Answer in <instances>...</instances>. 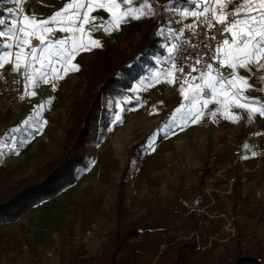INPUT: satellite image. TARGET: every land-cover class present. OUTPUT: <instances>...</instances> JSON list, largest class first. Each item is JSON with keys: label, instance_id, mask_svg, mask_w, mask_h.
<instances>
[{"label": "crops", "instance_id": "0c3cea01", "mask_svg": "<svg viewBox=\"0 0 264 264\" xmlns=\"http://www.w3.org/2000/svg\"><path fill=\"white\" fill-rule=\"evenodd\" d=\"M70 2L71 0H26L24 8L26 11L29 8H34L37 13L48 18L60 10L63 4ZM3 7L6 11L4 18L10 21L14 16L7 9L12 8L15 12V5L11 0H3ZM92 15L98 17L94 21L97 26L105 25L109 19V15L102 10L92 13ZM189 20L191 18L185 19L183 23ZM127 26L128 23L122 25L120 29H110L107 33L101 28L98 31L91 32V35L93 39L99 40L103 46L107 42L114 44L125 34ZM0 30L6 31L7 26L4 25ZM64 35L57 32V38H63ZM0 43H3L2 39H0ZM33 45L41 47L37 40H33ZM100 48L82 52L75 61L79 63V71H72L64 75L63 80L55 82L57 85L55 89L52 88L51 84L45 85L40 82L38 87L31 89L37 92L35 97L26 96L24 89L23 100L25 106L22 115L17 120L20 119V122L22 120V123L29 122V124L33 121L61 120L64 119L66 111L70 116L72 105L80 103L70 101L71 94L77 90L74 82L80 76V73L86 75L95 51ZM3 50L0 49V52ZM167 66L169 68V62ZM10 67L6 66V68ZM150 70H146L144 75L133 83L134 85L129 91L110 98L113 102V108L111 109V120H108L105 128L106 136L108 135L105 142L107 143L105 148L107 151L98 154L93 167L83 177L78 178L76 183L67 186V188L52 196L51 199L33 207L20 221L1 224L0 227L11 224L15 227L14 231H16L14 235H12V232L2 231V240L8 235L7 237L10 240L15 239L12 242L16 241L17 246H15L19 251L22 248L31 249L43 258L45 257V251H48L46 249L59 247L67 250L68 246L66 245L71 237L72 224L74 223L72 216H76L79 220L74 228L76 230L73 232H79V229L83 228V222L80 221L81 218L77 216L79 215L77 212H79L78 208H81L80 204L84 201L87 193L97 192L103 194L104 189L107 190L109 186H112V183L118 181L116 186L117 199L118 185L127 165L122 170L117 169L118 158L116 157L120 154L118 148L122 145L125 146L128 148L127 154H129L132 146L145 141L147 149L141 160V166L131 178V181L136 183L135 185H131V181L128 183L125 189L126 195L130 185L134 190V192L132 191L133 196L141 202L144 199L138 195H141V193H144V196L149 193L152 194L155 189H158L159 193L161 191L163 193L166 185L173 184L171 186L175 185L178 191L184 189V194L178 195V200L182 201L186 208V213L181 215L182 221L187 220L188 230L186 235H188L189 225L192 224L193 220H198L200 228L189 232V238L196 237V232H201L203 242L208 244L209 239L221 235V239L216 238L214 243L216 248L203 249L199 247L206 251L211 258L222 259L226 257L225 245L229 244L235 236L236 224L242 229L245 241L253 238L255 241L262 240L264 243V226L259 224L260 219L245 216L246 213L248 214L252 203L255 204L259 201H255L256 196L252 197L250 191L264 188V126L259 128V124L264 122V117H257L249 123L247 120L231 122L219 115L213 121L210 116H205L201 122L197 124L189 123L181 128V117L180 114H177L176 122L169 126L175 109L181 103H185L183 97L179 94V84L169 83L168 81L172 77L165 79L162 76L159 83H155L152 87H146V85L153 83V77L157 72L165 71L161 69L160 71ZM3 72L5 70H0V73ZM61 74L63 75V73ZM146 76H150L151 81L144 84V77ZM251 82L256 87L264 86L259 80ZM48 101H51V103H48ZM40 105H44V107L40 108ZM210 107L214 109L217 106L212 105ZM117 113L123 118L118 124L114 122ZM166 118H169L167 122L165 121ZM159 130L162 131V134H158ZM32 134L28 138V143L38 138V135ZM151 137L154 139L151 140ZM244 145H248V147L246 148ZM252 152L257 154L253 156ZM94 171L96 173L90 181L88 177ZM214 175L221 176L223 181L229 183L224 182L227 184V191L225 192L227 197L225 200L214 199L213 197L209 199L208 196H202L203 200L199 202L194 200V193L203 192L206 188L205 185L207 186L212 180L208 177ZM195 178H198L199 181ZM167 179L175 180L169 183ZM154 180H157V182L155 183ZM235 184H237V192L242 196V202L237 203L234 209L232 199ZM142 186H144L143 190ZM179 204H176L175 210L178 209ZM87 209L85 207L84 212H87ZM196 209L202 213H198ZM193 212L196 213L194 219L192 218ZM134 213L133 210L128 212L131 218H135ZM147 215L150 214L146 211L143 217ZM248 219L251 220L247 221ZM91 220L90 223L95 222L93 218ZM231 222L235 228L227 226ZM206 223H209V226L203 225ZM254 237H258V239ZM72 254L73 251L68 252V255ZM51 264H61V262L58 259V261L54 260Z\"/></svg>", "mask_w": 264, "mask_h": 264}, {"label": "snow or ice", "instance_id": "6c2138e0", "mask_svg": "<svg viewBox=\"0 0 264 264\" xmlns=\"http://www.w3.org/2000/svg\"><path fill=\"white\" fill-rule=\"evenodd\" d=\"M11 2L16 11L12 8L7 11L14 18L10 21L0 18V25L7 26L6 31L0 30L3 40L0 49H4L0 52V70L18 74L22 71L25 95L32 97L37 92L31 89L40 82L55 89L56 81L63 80L69 72L79 71V63L75 61L82 52L103 46L92 38L91 32L102 28L107 33L110 29H120L130 20L155 15L149 0H139L135 8L134 0H71L48 18L34 8L26 11V0ZM181 2L184 6L179 8V20L192 18L184 28L193 33L200 25L209 31L217 29L222 39L210 37L217 42L205 45L207 60L197 58L187 71L185 66L173 61L167 70L154 75L153 83L146 85L154 86L162 76L172 77L168 82L179 84V94L185 103L175 109L169 126L176 122L177 114L181 117V128L189 123L197 124L205 116L213 121L219 115L231 122L249 123L264 117V95H253L264 94V86L256 87L251 82L259 80L264 85V0H171L173 5ZM99 10L109 15L105 25L94 23L98 17L92 13ZM57 32L65 35L57 38ZM169 32L175 35L172 29ZM33 40L39 41L41 47L34 46ZM176 48L173 45L169 55ZM212 105L217 107L213 109ZM122 119L117 113L114 122L118 124ZM256 154L252 152L253 156Z\"/></svg>", "mask_w": 264, "mask_h": 264}, {"label": "rangeland", "instance_id": "374dc122", "mask_svg": "<svg viewBox=\"0 0 264 264\" xmlns=\"http://www.w3.org/2000/svg\"><path fill=\"white\" fill-rule=\"evenodd\" d=\"M135 1L136 0H134L132 5L134 8L139 6L138 4H135ZM154 1L159 4V13H161L166 22L165 30L162 32L165 36L164 42L162 43V50L165 54L163 56H153L152 60L156 64L155 67L149 66L146 68L147 70L152 69L153 71H160V69H168L167 64L170 61L172 54L175 52V50H173L171 55H169L168 50L172 48L173 45H177L179 40L180 28L183 21H185L179 20V8L183 7L184 4L180 3L175 8H171V5L169 4L168 6H165L170 0ZM187 6L191 7V4H188ZM153 11L155 13L154 9ZM156 21V15L144 16L139 20H130L125 34L113 44L111 50L113 58L116 61H122L124 58L128 57L134 48L140 46L144 33L148 29L152 28L153 23ZM169 29H172L175 35L170 33ZM149 81H151L150 76L144 77V84ZM89 82V76L80 73V76L76 78L74 82L77 86V90L71 94L70 101L83 102L85 97L88 95L87 91L89 89ZM113 97L107 98L104 105L105 110L101 112L99 116L100 120L93 128L92 140L89 141L84 148L87 166L77 170L78 178H81V176L83 177V175L93 167V164L100 152L107 151L105 149L107 147V143L105 142L107 141L106 137L108 135L106 136L107 133H105V128L107 127L106 123L108 120H111L110 116L112 113L111 109L113 108V102L110 98ZM168 120L169 118H166L165 121L167 122ZM42 123L43 122L33 121V123L29 124V122L22 123V120L20 122V119L16 121L15 119H8L5 117L0 118V195H3L7 191L8 187L15 185L21 179L38 173V171L43 168L44 164L50 162V160L59 156L63 152L66 130L75 123V119L72 118L71 115L69 116V113L66 111L64 113V119L49 120L41 129L39 128V125ZM263 126L264 122L259 124V128H263ZM45 129L47 130L45 131ZM32 133L38 135V138L37 140L28 143V138L33 135ZM158 134H162V131L158 132ZM153 139L154 138L151 137V140ZM118 150L120 154L116 157L118 158L116 165L118 170H122L128 159V148L122 145V147L118 148ZM95 173L96 172L94 171L90 177H88L90 181H92ZM208 178L212 179L211 182L208 181L209 183L207 186L205 185L206 188L203 192L199 191L194 193V200L199 202L203 200L202 196H208L209 199H212L213 197L214 199L225 200L227 197V194L225 193L227 191L226 185L229 183L223 181L219 175H214ZM195 179L198 180V178ZM167 180L169 183H172L175 179ZM154 182L156 183L157 180H154ZM135 183L136 182L131 181V185H135ZM117 184L118 181L112 183V186H109L107 190L104 189L105 192H102L103 194H99L97 192L87 193L84 201L80 204L81 208H78L79 212H77L79 213V215H77L78 217L80 216L81 219L85 218L84 220L80 219V221L83 222V230L77 227L80 231L73 232L76 230H74V228L79 220L76 216H72L74 223L72 224L71 237L66 245L68 246L67 250L59 247L46 249L48 251H45L44 258L39 256L38 253L36 254V252L31 249L22 248L21 251H19L16 247V241L12 242V240L15 239L10 240V238L7 237L8 235L4 237V240L1 239V235L3 234L2 231L6 230L8 232H12V235H14L16 232L14 231L15 227L11 224L0 227V264H51V262L54 260L58 261V259L61 264H67L68 261L80 251L89 256L99 255L103 248V244L107 241L110 230L115 227L116 216L114 213V205L116 203ZM131 185L127 189V202L125 207L127 212H132L133 210L135 212L133 216L137 219L143 217L146 211L149 212L150 215H148L144 222V230L150 229L155 232L157 237H159L162 241L174 237L186 236L188 230V227L186 226L187 220L182 221L181 216L186 213V208L184 203L178 200V195L184 194V189L179 188L180 190L178 191L175 185H166L163 193L162 191L159 193L158 189H155L152 194L149 193L144 196V193H141V195H138L142 196L144 199V201L141 202L137 201V197L135 198L133 196L134 190L131 188ZM143 187L144 186H142V190ZM250 192L252 193V197L256 196L255 201L259 200L257 201L259 203H252L250 210H248V214L246 213L245 216L248 218L255 217L260 219L259 224L264 226V188L251 190ZM176 204L180 205L177 210H175ZM85 207L88 208L87 212H84ZM196 210L198 213L201 212L198 209ZM92 218L95 220L94 223H90L92 222ZM250 220L251 219H248L247 221ZM178 222L180 223L177 224ZM203 225L209 226V223ZM227 226L235 228L232 222L227 224ZM196 233V242H198L199 247H202L203 249L216 248V245L214 244L216 238L221 239V235H217L209 239V243L206 244L202 240V233ZM78 235H80V237H78ZM254 238L258 239V237ZM246 241L245 247L251 252H253V248L255 246L264 245L262 240L259 239L258 241H255L253 238H249L246 239ZM70 251H73L72 255H68V252ZM156 261L157 260H154L150 254L147 255L143 252L135 254L133 252L130 254L127 263L133 264L136 262L139 264H155Z\"/></svg>", "mask_w": 264, "mask_h": 264}, {"label": "trees", "instance_id": "16d2710c", "mask_svg": "<svg viewBox=\"0 0 264 264\" xmlns=\"http://www.w3.org/2000/svg\"><path fill=\"white\" fill-rule=\"evenodd\" d=\"M149 2L153 5L157 21L144 33L140 46L134 48L128 57L116 61L111 53L112 42L105 43L102 48L95 51L86 72L90 78L88 95L83 102L72 105L71 117L75 119V123L66 130L63 152L44 164L38 173L21 179L0 195V225L20 221L34 206L51 199L67 186L76 183L77 170L87 166L84 148L92 140L93 128L99 122L101 112L105 110L107 98L129 91L133 83L144 75L146 67H155L153 56L165 54L162 50L165 39L162 32L165 30L166 22L159 13V4L154 0ZM135 4L139 5V0H136ZM168 4L175 8L180 3L173 5L170 0L165 6ZM5 16L3 0H0V18ZM3 27L4 25H0V29ZM146 149V142L143 141L132 146L129 151L114 205L115 227L110 230L101 253L89 256L80 251L67 264H128L129 256L133 252L150 254L157 260L155 264H264V245H257L253 252L249 251L245 247L242 229L237 224L235 236L225 245L226 257L215 259L199 248L195 236L189 238V232L200 228L198 220H193L189 225L188 235L162 241L155 232L144 230L143 225L148 215L139 219L131 218L125 208L127 199L125 189L141 166ZM233 194L232 202L235 209L237 203L242 202V196L237 192V184L234 186ZM195 215L193 212V219Z\"/></svg>", "mask_w": 264, "mask_h": 264}, {"label": "built area", "instance_id": "2783aa9c", "mask_svg": "<svg viewBox=\"0 0 264 264\" xmlns=\"http://www.w3.org/2000/svg\"><path fill=\"white\" fill-rule=\"evenodd\" d=\"M192 19V18H191ZM191 22L186 21L182 24L180 32L184 35L180 36L177 42V48L172 54L170 64L174 61L178 66H185L186 71L188 67L195 63L197 58L203 57L207 60L208 49L205 45H215L217 40L222 39L217 29L209 31L205 26L200 25L195 33L191 30L184 28V25ZM216 36L217 40H211V36ZM23 76L21 73L13 71H5L0 77V118L5 117L8 119L19 118L24 110L23 96Z\"/></svg>", "mask_w": 264, "mask_h": 264}]
</instances>
